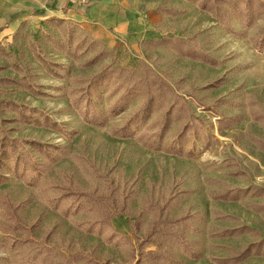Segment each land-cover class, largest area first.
Here are the masks:
<instances>
[{"label": "rangeland", "instance_id": "1", "mask_svg": "<svg viewBox=\"0 0 264 264\" xmlns=\"http://www.w3.org/2000/svg\"><path fill=\"white\" fill-rule=\"evenodd\" d=\"M120 5L136 11L141 18L134 25L140 32L136 41L117 40L116 48H110L104 34L87 24L72 22L113 54L110 59L83 68L88 54L72 61L48 45L46 54L65 66L59 78L42 68L30 47L31 41L40 40L43 31L57 33L56 29L25 24L19 35L2 43L5 54L0 53V76L18 79L13 66L16 62L25 73L29 68L43 92L34 95L11 86L4 89L3 97L42 110L38 120L54 125L13 121L2 128L10 137L65 146L67 153L37 181H31V170L23 175L19 168L13 176L3 167L6 178L0 181V197L22 204L19 214L25 225L33 226L34 237L47 240L64 255L77 250L96 257L100 264H130L122 249L96 235L108 233L109 227L96 223L98 209L64 213L72 201L57 203L59 190L54 185L70 182L84 190L112 192L115 205L123 212L110 221V227L130 241H142L154 221L149 206L153 200L166 204L163 222L187 211L193 215L192 225L183 231L198 257L191 258L180 248L166 245L170 259L148 264H264V46L256 44L264 28V13L250 27L233 17L232 31H228L195 2L120 0ZM162 37L192 39L182 50L195 49L204 57L179 54L167 43L142 45ZM113 58L128 70L148 65L184 98L188 114L196 120L184 135L182 153H170L168 149L184 119L174 120L159 150L141 144L138 135L118 138L111 134L143 100L136 96L108 117L112 102L121 92L117 83L100 90L94 98L96 109L107 119L104 126L87 124L73 107L68 95L73 77L88 75ZM160 114H152L138 132ZM2 116L15 118L16 114L7 112ZM31 157L42 159L38 153L31 152ZM4 237L0 228V239ZM250 243L254 245L249 257L238 262L229 258ZM146 249L156 250V245ZM15 255L0 250V264H9Z\"/></svg>", "mask_w": 264, "mask_h": 264}, {"label": "trees", "instance_id": "2", "mask_svg": "<svg viewBox=\"0 0 264 264\" xmlns=\"http://www.w3.org/2000/svg\"><path fill=\"white\" fill-rule=\"evenodd\" d=\"M184 1L197 3L200 10L211 14L219 26L228 31H232L231 21L233 17L241 21L246 27H250L257 16L264 13V0ZM23 25L25 23H22L13 37L20 34ZM42 26L56 29L57 33L51 30L43 31L40 40L31 41L30 47L35 59L53 77L59 78L61 76L60 72L65 69V66L62 63L53 61L46 54L48 45L53 52L63 54L72 61H78L88 54L86 60L82 62L81 67L83 68L94 66L107 58H112L113 53L99 39L78 29L72 22L52 17L46 19ZM190 41L179 37H162L151 42L145 41L142 45L167 43L173 46L174 51L179 54L187 53L190 55L193 53L192 57L194 55H198L197 57L203 56V54H198L195 49L187 52L182 50L184 45ZM256 44L264 46V28ZM0 53L5 54V49L1 43ZM13 66L19 74L18 79L11 76H0V181L6 178V174L2 173L3 167H5L7 173L13 176H17L19 168H22L23 175L26 174V171L31 170L29 176L31 181H37L42 173L46 172L59 158L66 155L67 147L34 138L10 137L6 130L2 128V125L13 121L30 124L42 123L44 126L54 127V125H48L38 120L44 113L42 110H36L3 97L4 89L11 86L23 88L34 95H42L43 93L41 87L34 82L29 68L28 73H25L20 64L13 62ZM112 83H117V88L121 89V92L112 102L108 117H113L136 96L143 97L140 106L120 126L111 131L113 136L128 138L138 135V141L141 144L159 150L174 120L184 119L176 139L168 149L170 153L183 152L184 135L186 132L191 131L192 123L196 119L188 114L187 104L181 94L173 90L167 80L146 64H142L139 69L128 70L117 64L116 59L113 58L110 63L103 64L88 75L73 77V85L69 89L68 95L71 98L73 107L79 111L82 119L87 124L100 127L105 125L107 119L102 111L96 109L94 98L99 96L100 90L108 89ZM158 111H161L160 116L153 123L144 127L141 132H138L150 116ZM7 112L15 113L16 117L4 118L2 115ZM31 152L40 154L42 159L38 161L31 157ZM9 161L10 164H8ZM54 187L59 190V195L56 197L57 203L67 200L72 201V206L64 210L65 214H69L72 209L74 214L99 210L96 223H105L109 227L108 233L104 235L97 233L96 235L103 236L106 242L122 249L126 253L130 264H148L153 261L170 259V253L166 245L170 248H180L183 253L191 258L198 257V253L191 247L183 231L187 226L192 225L193 215L189 211L172 219L167 218L163 222L166 204L160 203L159 200H153L149 203V206L154 221L146 230L142 241L138 238L130 241L110 227V221L123 212L115 205L116 199L112 192L104 194L97 188L84 190L70 182L62 185L56 184ZM102 199H107L108 202L104 203ZM57 203L54 205H57ZM22 207V204L14 203L6 196L0 197V209L2 210H0V216H3V224L0 225V228L5 234V237L0 239V250H9L16 253L9 260V264H100L96 257L85 256L77 250L69 251L67 255H64L53 246H49L47 240L41 241L35 238L33 226L25 225L19 214ZM134 225L132 224L131 227ZM87 232L91 233L90 230H87ZM134 243H137V245ZM150 244L156 245V250H147L146 247ZM253 245L254 243L247 244L242 249L236 250L229 258L233 262H238L249 257Z\"/></svg>", "mask_w": 264, "mask_h": 264}, {"label": "crops", "instance_id": "3", "mask_svg": "<svg viewBox=\"0 0 264 264\" xmlns=\"http://www.w3.org/2000/svg\"><path fill=\"white\" fill-rule=\"evenodd\" d=\"M136 14L120 0H0V43L11 41L22 23L35 28L56 17L87 24L116 48L117 40L136 41L140 32L134 25L141 21Z\"/></svg>", "mask_w": 264, "mask_h": 264}]
</instances>
